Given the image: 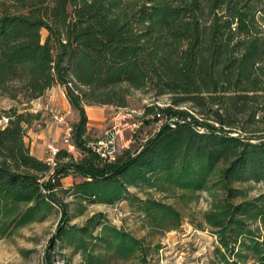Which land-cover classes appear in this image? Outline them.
Instances as JSON below:
<instances>
[{
    "label": "trees",
    "instance_id": "16d2710c",
    "mask_svg": "<svg viewBox=\"0 0 264 264\" xmlns=\"http://www.w3.org/2000/svg\"><path fill=\"white\" fill-rule=\"evenodd\" d=\"M54 84L77 112L71 139L82 154L57 148L49 174L25 137L39 117L30 101ZM131 89L169 94L170 103L143 107L169 120L140 148L108 159L88 135L85 106H126ZM0 95L21 105L0 108V236L58 208L55 236L81 253V264H151L143 239L101 213L68 223L58 191L135 201L151 225L173 228L178 209L130 187L187 198L205 191L211 263L264 264V192L249 197L233 185L264 182V0H2ZM70 173L82 180L63 188Z\"/></svg>",
    "mask_w": 264,
    "mask_h": 264
},
{
    "label": "rangeland",
    "instance_id": "374dc122",
    "mask_svg": "<svg viewBox=\"0 0 264 264\" xmlns=\"http://www.w3.org/2000/svg\"><path fill=\"white\" fill-rule=\"evenodd\" d=\"M2 0H0L1 2ZM46 31L42 29L44 38ZM65 87L54 84L44 94L30 101L29 110L39 112L37 119H32L25 137L33 152L40 148L43 159L49 155V146L67 147L64 142L65 123L72 126L77 120V112L67 110ZM169 94L154 96L151 90L131 89L126 106L111 104L86 105L88 135L96 141L110 131L117 130L115 137L116 152L119 154L129 147L136 150L154 134L166 120L165 116L143 115L145 105L170 103ZM17 105L14 100L0 95V108ZM189 108L188 104L183 108ZM63 113L65 123L55 120L54 114ZM199 116V114H196ZM115 125V128L113 126ZM69 140L72 142L71 137ZM73 143V142H72ZM75 158L81 157L77 147L69 149ZM62 161V160H61ZM82 180V177L70 173L60 179L63 188ZM235 187L246 188L249 197L264 192V182L241 181L233 183ZM130 191L140 198L150 197L170 204L181 213V223L177 228L151 225L147 216L137 208V202L117 199L112 204L88 201L58 191L68 203V223L82 225L93 214L101 213L112 224L122 227L132 235L143 239L148 247L151 264H212V251L216 238L202 221V212L208 208L210 197L205 191H198L189 198L181 197L180 191L164 192L155 188L144 190L130 187ZM241 197H235L239 201ZM61 211L56 208L41 221H34L17 228L14 232L0 236V264H81V253L56 238L55 232L60 222ZM131 260L111 258L106 264H130Z\"/></svg>",
    "mask_w": 264,
    "mask_h": 264
},
{
    "label": "built area",
    "instance_id": "2783aa9c",
    "mask_svg": "<svg viewBox=\"0 0 264 264\" xmlns=\"http://www.w3.org/2000/svg\"><path fill=\"white\" fill-rule=\"evenodd\" d=\"M160 105V104H159ZM141 113H143V109L141 110ZM160 116V114H157ZM54 118L57 122L59 123H65L64 120V114L63 113H56L54 114ZM65 137H64V142L67 143L68 149H71L74 147L73 143L69 140L71 137V131H72V126L69 124L65 123ZM115 128V125L113 126ZM117 135V130H114L113 132L110 131L105 137L99 138L96 140L94 143V148L103 156L108 159H112L115 155L116 152V146H115V137ZM49 155L45 160L50 164L51 169L48 172L49 174L52 172V169L55 165V159H54V154L56 152V147L53 145H50L49 147Z\"/></svg>",
    "mask_w": 264,
    "mask_h": 264
},
{
    "label": "crops",
    "instance_id": "0c3cea01",
    "mask_svg": "<svg viewBox=\"0 0 264 264\" xmlns=\"http://www.w3.org/2000/svg\"><path fill=\"white\" fill-rule=\"evenodd\" d=\"M64 98H65V102H66V104H67V110L74 111V110L71 108V106H70V104H69V102H68V100H67V98H66L65 95H64ZM29 147H30V150H31V152H32L33 154H35V155L38 156L39 158H42V159H43V156L40 154V151H41L40 148L37 150V152H33V149L31 148V146H29Z\"/></svg>",
    "mask_w": 264,
    "mask_h": 264
}]
</instances>
